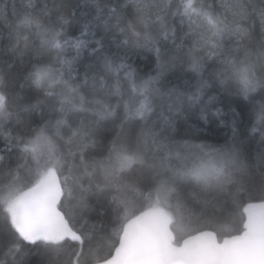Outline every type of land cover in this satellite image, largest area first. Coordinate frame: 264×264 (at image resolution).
Wrapping results in <instances>:
<instances>
[{
    "label": "snow or ice",
    "instance_id": "6c2138e0",
    "mask_svg": "<svg viewBox=\"0 0 264 264\" xmlns=\"http://www.w3.org/2000/svg\"><path fill=\"white\" fill-rule=\"evenodd\" d=\"M0 264H264V0L5 4Z\"/></svg>",
    "mask_w": 264,
    "mask_h": 264
},
{
    "label": "trees",
    "instance_id": "16d2710c",
    "mask_svg": "<svg viewBox=\"0 0 264 264\" xmlns=\"http://www.w3.org/2000/svg\"><path fill=\"white\" fill-rule=\"evenodd\" d=\"M73 3L78 2V0H72ZM79 2L83 3L84 0H79ZM258 2V0H257ZM5 4L8 5V9L11 8V0H0V13H3ZM89 9L85 6L80 9H77V15L80 16L84 13H87ZM137 61L139 62V58H137ZM84 62H87L86 60ZM81 71L83 69L81 68ZM190 78L189 76L183 74L179 70L169 73L168 74V81L170 84H178L183 85L184 79ZM225 105L227 104V101L224 102ZM243 105V101L240 98H233V106L237 108V111H240L241 106ZM242 124H246V120L241 121ZM204 134L210 138V142L212 143H223L224 139L231 135L230 129L228 128H222L218 127L215 124L210 126H205V132ZM253 147H255V144L253 143ZM179 236L180 233H177V242H179Z\"/></svg>",
    "mask_w": 264,
    "mask_h": 264
}]
</instances>
